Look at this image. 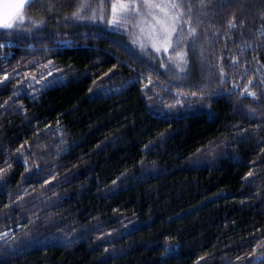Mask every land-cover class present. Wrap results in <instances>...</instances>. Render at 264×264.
Returning a JSON list of instances; mask_svg holds the SVG:
<instances>
[{
    "label": "trees",
    "instance_id": "1",
    "mask_svg": "<svg viewBox=\"0 0 264 264\" xmlns=\"http://www.w3.org/2000/svg\"><path fill=\"white\" fill-rule=\"evenodd\" d=\"M78 1L0 30V264H264V0H164L180 71Z\"/></svg>",
    "mask_w": 264,
    "mask_h": 264
},
{
    "label": "snow or ice",
    "instance_id": "2",
    "mask_svg": "<svg viewBox=\"0 0 264 264\" xmlns=\"http://www.w3.org/2000/svg\"><path fill=\"white\" fill-rule=\"evenodd\" d=\"M39 0H16L14 4H10L9 0H4V9L5 11L3 14H0V30H14L19 28L25 23L24 17V9L25 7H30L34 3H38ZM109 5V20L108 22L113 26H121V20H126L131 15L140 16L143 15L139 11V9H145L148 16L152 18L156 25L159 26L161 32L164 34L165 39L170 42L173 33L176 32V28L174 25L171 26V31H169V20H176L179 19V16L182 15L180 9L182 7L181 3H168V4H161V3H152L150 0H141L140 4L136 3V0H131L130 3H125L124 0H116L114 3L113 0H107ZM100 9L99 12V19L103 21L105 19L104 15V0H101L100 5L98 6ZM190 7V6H189ZM8 8H13L14 11H7ZM171 10V12L169 11ZM91 12L90 17H86L82 15V12ZM90 18L92 20L97 19V12L94 6L89 2V0H80V3L77 5V10L73 13V19H85ZM234 23L230 24L229 27H235ZM194 33V29H192ZM159 51V49H157ZM167 51V49H165ZM186 54L177 53L178 58L181 61H184V56ZM235 63V62H233ZM5 80L8 79L7 76L4 77ZM252 81H249L251 84ZM261 84L264 85V78L261 79ZM244 93L247 94L252 99H256V93L250 92L247 88L244 89ZM195 94V93H193ZM8 234L5 233L4 236L6 237Z\"/></svg>",
    "mask_w": 264,
    "mask_h": 264
},
{
    "label": "rangeland",
    "instance_id": "3",
    "mask_svg": "<svg viewBox=\"0 0 264 264\" xmlns=\"http://www.w3.org/2000/svg\"><path fill=\"white\" fill-rule=\"evenodd\" d=\"M89 2L94 6L96 12H97V19L92 20L90 18H85V20H91V21H96V22H103L107 23L109 27L113 28H125L127 30H130L131 33V40H132V45L137 47L141 52L145 54H155L157 55L161 60L164 61L165 64L170 66V68L175 69L176 71H180V68L182 67L183 61H181L177 53L178 51L175 50L173 44H175L174 39L176 32L173 33L171 41L168 42L165 39L164 34L161 32L160 28L158 25L155 24V22L152 20L150 16L147 15L145 9L141 8L139 11L143 13V15L136 16V15H131L129 16L128 19L126 20H121V26H113L111 25L108 20L109 18L105 15V19L101 21L99 17V5L101 3V0H89ZM115 3L116 0H113ZM125 3H130L131 0H124ZM152 3H161V4H168L170 2L164 1V0H150ZM80 3V0L77 2ZM137 4L141 3V0H136ZM109 8V5L107 3V0H104V8L103 11L105 12V9ZM171 12V10H169ZM82 15H85L86 17L91 16V12H82ZM24 17H25V23L20 26L17 29L14 30H20L21 28L27 29V25H29V19L28 16L26 15V12H24ZM70 19L73 20L71 17ZM108 19V20H107ZM84 20V19H82ZM169 31H171V26L174 25L175 28L177 29V23L178 19L176 20H169ZM37 30V29H35ZM159 49V51H157ZM167 49V51H165Z\"/></svg>",
    "mask_w": 264,
    "mask_h": 264
},
{
    "label": "flooded vegetation",
    "instance_id": "4",
    "mask_svg": "<svg viewBox=\"0 0 264 264\" xmlns=\"http://www.w3.org/2000/svg\"><path fill=\"white\" fill-rule=\"evenodd\" d=\"M16 2V0H9L10 4H14ZM25 3H27V0H25ZM4 0H0V14H3V12L5 11L4 9ZM7 11L11 12L14 11L13 8H8Z\"/></svg>",
    "mask_w": 264,
    "mask_h": 264
}]
</instances>
